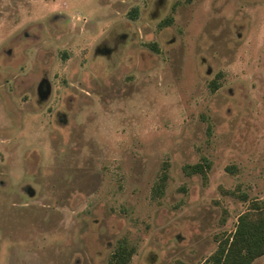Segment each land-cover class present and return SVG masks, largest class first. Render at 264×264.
Wrapping results in <instances>:
<instances>
[{
    "label": "rangeland",
    "instance_id": "obj_1",
    "mask_svg": "<svg viewBox=\"0 0 264 264\" xmlns=\"http://www.w3.org/2000/svg\"><path fill=\"white\" fill-rule=\"evenodd\" d=\"M253 201L264 0H0V264H202Z\"/></svg>",
    "mask_w": 264,
    "mask_h": 264
},
{
    "label": "trees",
    "instance_id": "obj_2",
    "mask_svg": "<svg viewBox=\"0 0 264 264\" xmlns=\"http://www.w3.org/2000/svg\"><path fill=\"white\" fill-rule=\"evenodd\" d=\"M205 163L187 165L183 171L187 175H202L207 179ZM218 247L202 264H252L264 256V203L253 201L237 218L230 236L218 237ZM134 250L119 246L113 255V264H129Z\"/></svg>",
    "mask_w": 264,
    "mask_h": 264
},
{
    "label": "flooded vegetation",
    "instance_id": "obj_3",
    "mask_svg": "<svg viewBox=\"0 0 264 264\" xmlns=\"http://www.w3.org/2000/svg\"><path fill=\"white\" fill-rule=\"evenodd\" d=\"M97 52L98 53H108L109 52V49L108 48H106V47H102V48H99L98 50H97ZM105 54V55H106ZM102 55H104V54H102Z\"/></svg>",
    "mask_w": 264,
    "mask_h": 264
},
{
    "label": "crops",
    "instance_id": "obj_4",
    "mask_svg": "<svg viewBox=\"0 0 264 264\" xmlns=\"http://www.w3.org/2000/svg\"><path fill=\"white\" fill-rule=\"evenodd\" d=\"M262 257H263V256H262ZM258 259H259V258H258ZM258 259H256V260H258ZM256 260H255V261H256ZM255 261H254V262H255ZM254 262H253V263H254ZM253 263H252V264H253Z\"/></svg>",
    "mask_w": 264,
    "mask_h": 264
}]
</instances>
